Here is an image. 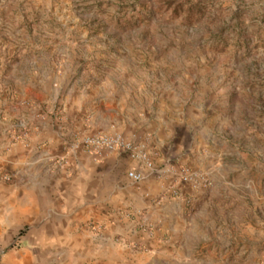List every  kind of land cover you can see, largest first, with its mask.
I'll list each match as a JSON object with an SVG mask.
<instances>
[{
    "label": "rangeland",
    "instance_id": "1",
    "mask_svg": "<svg viewBox=\"0 0 264 264\" xmlns=\"http://www.w3.org/2000/svg\"><path fill=\"white\" fill-rule=\"evenodd\" d=\"M46 118L83 128L73 153L92 135L142 149L152 169L117 154L131 186L160 182L154 206H177V264H264V0H0V264H89L95 250L81 231L83 250L29 241L46 222L28 220L6 154ZM129 217L148 240L161 230L146 210ZM83 227L104 237L103 223Z\"/></svg>",
    "mask_w": 264,
    "mask_h": 264
},
{
    "label": "crops",
    "instance_id": "2",
    "mask_svg": "<svg viewBox=\"0 0 264 264\" xmlns=\"http://www.w3.org/2000/svg\"><path fill=\"white\" fill-rule=\"evenodd\" d=\"M82 130L79 124L61 125L53 118L31 119L28 135L6 154L19 203L25 202L32 210L28 220L46 222L44 228L31 227L29 241L33 236L64 235L74 239L73 247L83 250L81 231L84 238L90 236L95 242L89 264H177V252L189 237L179 224L176 205H153L160 182L145 175L140 184L131 186L124 171L129 163L120 154L90 157L81 150L73 153L68 144ZM143 210L161 226L151 240L131 230L129 216ZM88 221L105 225L103 238L97 240L88 233L83 227ZM135 246L149 253L133 250Z\"/></svg>",
    "mask_w": 264,
    "mask_h": 264
},
{
    "label": "built area",
    "instance_id": "3",
    "mask_svg": "<svg viewBox=\"0 0 264 264\" xmlns=\"http://www.w3.org/2000/svg\"><path fill=\"white\" fill-rule=\"evenodd\" d=\"M80 147L92 157L118 152L128 153L131 158L143 161L148 169L153 168V164L148 160L142 149L133 146L121 134L87 136L80 141ZM127 177L134 183H140L143 180V174L137 170L130 171ZM179 178L182 183L189 185L197 179L196 175L187 169L179 171Z\"/></svg>",
    "mask_w": 264,
    "mask_h": 264
}]
</instances>
